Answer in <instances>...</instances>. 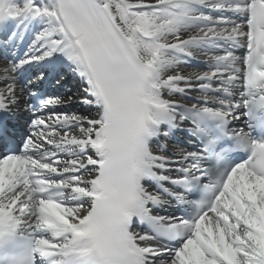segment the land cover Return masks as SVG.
I'll return each instance as SVG.
<instances>
[{
  "label": "snow or ice",
  "instance_id": "snow-or-ice-1",
  "mask_svg": "<svg viewBox=\"0 0 264 264\" xmlns=\"http://www.w3.org/2000/svg\"><path fill=\"white\" fill-rule=\"evenodd\" d=\"M0 57V264H264V0H0Z\"/></svg>",
  "mask_w": 264,
  "mask_h": 264
},
{
  "label": "bare ground",
  "instance_id": "bare-ground-1",
  "mask_svg": "<svg viewBox=\"0 0 264 264\" xmlns=\"http://www.w3.org/2000/svg\"><path fill=\"white\" fill-rule=\"evenodd\" d=\"M0 64H1V63H0ZM3 65H4V64H1L0 66H3ZM192 70H193V69H187V68L184 69V71H186V72H187V71H192Z\"/></svg>",
  "mask_w": 264,
  "mask_h": 264
}]
</instances>
